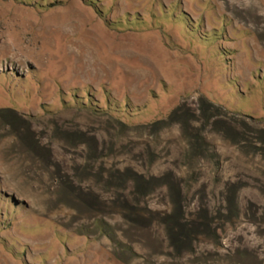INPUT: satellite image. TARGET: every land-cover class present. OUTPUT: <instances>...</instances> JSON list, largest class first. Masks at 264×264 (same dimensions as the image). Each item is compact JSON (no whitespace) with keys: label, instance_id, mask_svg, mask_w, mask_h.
I'll return each mask as SVG.
<instances>
[{"label":"rangeland","instance_id":"374dc122","mask_svg":"<svg viewBox=\"0 0 264 264\" xmlns=\"http://www.w3.org/2000/svg\"><path fill=\"white\" fill-rule=\"evenodd\" d=\"M0 264H264V0H0Z\"/></svg>","mask_w":264,"mask_h":264}]
</instances>
